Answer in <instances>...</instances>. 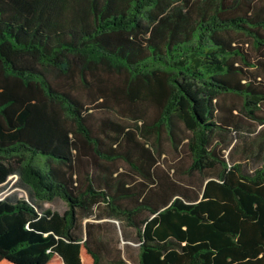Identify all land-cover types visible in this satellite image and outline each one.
Returning a JSON list of instances; mask_svg holds the SVG:
<instances>
[{
    "label": "trees",
    "instance_id": "trees-1",
    "mask_svg": "<svg viewBox=\"0 0 264 264\" xmlns=\"http://www.w3.org/2000/svg\"><path fill=\"white\" fill-rule=\"evenodd\" d=\"M111 220L264 264V0H0V264H124Z\"/></svg>",
    "mask_w": 264,
    "mask_h": 264
},
{
    "label": "rangeland",
    "instance_id": "rangeland-1",
    "mask_svg": "<svg viewBox=\"0 0 264 264\" xmlns=\"http://www.w3.org/2000/svg\"><path fill=\"white\" fill-rule=\"evenodd\" d=\"M171 157L172 154L167 150V160ZM5 198L24 200L33 198L44 209H49L60 214H63L67 209L66 202L61 198L54 199L53 201L35 199L31 189L22 184L18 176H10L7 182L2 185L1 199ZM106 224L108 225L104 234L107 238L111 239L114 248L121 250V258L125 262L124 264H139V244L136 241L135 231L133 229L124 230L121 223L114 220Z\"/></svg>",
    "mask_w": 264,
    "mask_h": 264
}]
</instances>
